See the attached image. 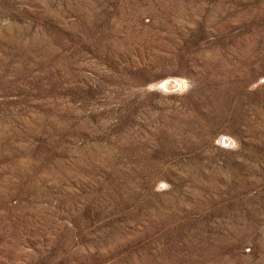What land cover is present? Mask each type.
Here are the masks:
<instances>
[{
	"label": "rangeland",
	"instance_id": "374dc122",
	"mask_svg": "<svg viewBox=\"0 0 264 264\" xmlns=\"http://www.w3.org/2000/svg\"><path fill=\"white\" fill-rule=\"evenodd\" d=\"M0 264H264V0H0Z\"/></svg>",
	"mask_w": 264,
	"mask_h": 264
},
{
	"label": "bare ground",
	"instance_id": "6f19581e",
	"mask_svg": "<svg viewBox=\"0 0 264 264\" xmlns=\"http://www.w3.org/2000/svg\"><path fill=\"white\" fill-rule=\"evenodd\" d=\"M169 84L166 85V87L168 86Z\"/></svg>",
	"mask_w": 264,
	"mask_h": 264
}]
</instances>
